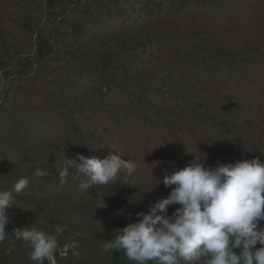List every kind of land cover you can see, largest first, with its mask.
<instances>
[{
  "label": "rangeland",
  "instance_id": "374dc122",
  "mask_svg": "<svg viewBox=\"0 0 264 264\" xmlns=\"http://www.w3.org/2000/svg\"><path fill=\"white\" fill-rule=\"evenodd\" d=\"M98 2L103 18L75 42L70 25L87 19L84 3ZM52 5L0 0V191L30 177L28 190L7 209L12 229L35 223L51 232L65 225L61 248L78 244L79 258L67 253L72 264L84 258L107 264L112 250L103 245L114 232L169 194L156 186L164 169L182 168L196 150L211 166L253 157L264 163V0ZM39 36L47 47L43 58ZM132 37L151 45L135 61L126 54L117 61L122 68L111 89L81 76ZM96 50L93 64L86 55ZM110 153L134 161V172L81 192L83 178L72 168L59 185L65 157L79 162L78 155ZM37 169L44 175H33ZM98 196L105 208L96 209ZM27 253L23 241L6 239L0 264H28Z\"/></svg>",
  "mask_w": 264,
  "mask_h": 264
},
{
  "label": "clouds",
  "instance_id": "9594fccd",
  "mask_svg": "<svg viewBox=\"0 0 264 264\" xmlns=\"http://www.w3.org/2000/svg\"><path fill=\"white\" fill-rule=\"evenodd\" d=\"M197 153L201 152L190 153L193 159L182 168L164 169L162 179L155 178L156 186L162 183L169 194L151 202L147 211L137 212L135 222L117 229L114 239L103 245L105 252L123 250L135 264L153 260L158 264H264V163L253 157L211 166L206 165L204 153ZM77 160L65 157L59 178L63 185L69 170L75 168L83 178L78 186L81 192L110 184L121 174L131 175L137 167L134 161L111 153L104 158L78 155ZM33 175L44 172L37 169ZM30 184L31 178L22 176L10 189L0 191V244L9 234L7 209ZM104 201L105 197L98 196L96 209L105 208ZM172 205L179 207L169 215ZM65 228L57 224L53 231L45 232L30 225L11 233L27 246L33 264H57L58 252L66 256L72 251L79 258L77 241L62 248L59 244ZM13 250L10 246L6 252Z\"/></svg>",
  "mask_w": 264,
  "mask_h": 264
},
{
  "label": "trees",
  "instance_id": "16d2710c",
  "mask_svg": "<svg viewBox=\"0 0 264 264\" xmlns=\"http://www.w3.org/2000/svg\"><path fill=\"white\" fill-rule=\"evenodd\" d=\"M138 1L141 2L143 5H145L147 8L151 6L154 0H138ZM101 3L102 2H98L94 6L84 3L83 11L85 15L87 16V19H83L81 20V22L80 21L75 22L74 24L70 25V28H69V33L74 37L75 42L80 41L82 37L86 35L89 24L96 25V22H98L101 18H103L102 16L104 15L103 13L104 6L101 5ZM49 7L51 9H54L57 6H53L52 0H49ZM126 18H131V17L127 16ZM85 20H87V22ZM39 39H40L39 40L40 41L39 56L43 58L45 56L47 47L43 43H41V40H42L41 36H39ZM150 45H151L150 42H147L145 40L143 41L141 37H132L131 40L126 41V43L122 45L119 49L110 53L108 57H103L104 60L101 63V66L99 69L90 67L85 70L82 69L79 72L82 74L81 76H87L90 80L94 82L104 83L107 85L109 89H111L113 85L114 77L117 75V70H121L122 68L121 65H117L118 63L117 61H119L125 54L126 56L124 58L127 57L128 59L135 61L136 57L139 56V51L148 48ZM98 55H99V51L96 50L95 52H93V55L88 54V56L86 55V57L87 58L91 57L90 61L91 63L94 64V60L99 59ZM124 58L122 60H124ZM108 77H111V78L108 79ZM58 183L59 185H61L60 180L58 181ZM32 210H36V208L32 207ZM9 218H10V223L8 224V226L11 231H8L9 234H8L7 239L11 240L14 238V236L11 233L13 230L12 229L13 227L11 226H13V222L15 221V219L13 216H10V215H9ZM31 226H34L37 229L41 230V228L38 227L35 223H33ZM257 247H260V245L258 244ZM110 255H111L110 262L107 264H135V262H130L127 259L123 250H112ZM56 260H57V264H70V263L72 264L73 256L70 254L66 256H61L58 252L56 254ZM27 262L28 264H33V262L29 258ZM45 264H47V261H45ZM75 264H96V263H95V260L91 258H84L76 262ZM146 264H158V261H155V260L148 261L146 262Z\"/></svg>",
  "mask_w": 264,
  "mask_h": 264
}]
</instances>
